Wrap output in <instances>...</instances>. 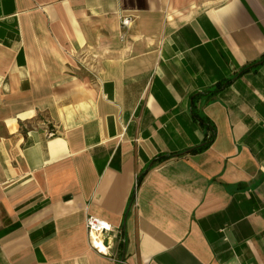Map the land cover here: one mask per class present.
<instances>
[{
    "label": "crops",
    "instance_id": "0c3cea01",
    "mask_svg": "<svg viewBox=\"0 0 264 264\" xmlns=\"http://www.w3.org/2000/svg\"><path fill=\"white\" fill-rule=\"evenodd\" d=\"M263 57L264 0H0V264H264Z\"/></svg>",
    "mask_w": 264,
    "mask_h": 264
},
{
    "label": "built area",
    "instance_id": "2783aa9c",
    "mask_svg": "<svg viewBox=\"0 0 264 264\" xmlns=\"http://www.w3.org/2000/svg\"><path fill=\"white\" fill-rule=\"evenodd\" d=\"M129 25V20L125 19L123 21V26L127 27ZM86 229L88 233L89 243L93 249L102 255H109L107 246L104 242V237L112 232L111 226L97 218V217H88L86 221ZM103 246V248L101 247Z\"/></svg>",
    "mask_w": 264,
    "mask_h": 264
},
{
    "label": "trees",
    "instance_id": "16d2710c",
    "mask_svg": "<svg viewBox=\"0 0 264 264\" xmlns=\"http://www.w3.org/2000/svg\"><path fill=\"white\" fill-rule=\"evenodd\" d=\"M262 63H264V57L260 60L259 65L262 64ZM222 87H223V85L222 86H218L217 87L218 88L217 92L219 90H221ZM197 119L199 120L200 124L204 127V129H206V131L208 133H210V136L208 138V142L206 143V145L204 147L198 149V150H195L196 152H200V151L205 150L213 142V140H214V132H213L212 126L210 125L209 121L206 118L198 116Z\"/></svg>",
    "mask_w": 264,
    "mask_h": 264
},
{
    "label": "bare ground",
    "instance_id": "6f19581e",
    "mask_svg": "<svg viewBox=\"0 0 264 264\" xmlns=\"http://www.w3.org/2000/svg\"><path fill=\"white\" fill-rule=\"evenodd\" d=\"M101 247L103 248V246L101 245Z\"/></svg>",
    "mask_w": 264,
    "mask_h": 264
}]
</instances>
